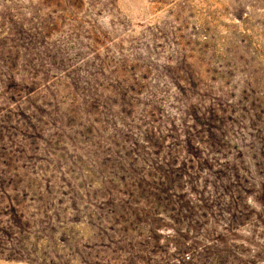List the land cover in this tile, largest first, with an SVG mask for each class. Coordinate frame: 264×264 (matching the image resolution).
<instances>
[{"label": "rangeland", "instance_id": "obj_1", "mask_svg": "<svg viewBox=\"0 0 264 264\" xmlns=\"http://www.w3.org/2000/svg\"><path fill=\"white\" fill-rule=\"evenodd\" d=\"M0 264H264V0H0Z\"/></svg>", "mask_w": 264, "mask_h": 264}]
</instances>
